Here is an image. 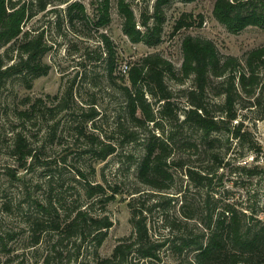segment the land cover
Wrapping results in <instances>:
<instances>
[{"label":"trees","instance_id":"16d2710c","mask_svg":"<svg viewBox=\"0 0 264 264\" xmlns=\"http://www.w3.org/2000/svg\"><path fill=\"white\" fill-rule=\"evenodd\" d=\"M65 1L0 0V94L14 75L22 77L26 87L30 88L33 79L48 73L50 65L43 61V55L51 44L45 30H24V26L37 11ZM168 1L157 0L154 12H143L138 20L128 0H117L118 11L123 18L122 30L131 42H142L148 46L161 42L165 21L162 6ZM110 7L111 0H99L97 27L109 22ZM66 13L71 24L77 18H87L84 4L78 1L68 4ZM213 15L230 32H239L250 25L264 29V0H215ZM191 24L182 16L177 19L174 31ZM19 36L22 38L14 48L16 54L4 55L1 49ZM99 44L103 48L95 60L107 61V76L111 83H116L117 78L125 80L118 84V91L123 98L127 118L118 117L112 134H105L94 122L100 114L94 99L87 103L89 106H80L81 121H91L93 129H97L86 133L80 122L76 124L78 137L84 140V153L96 160H105L115 153L118 146L138 143L141 139L139 129L143 128L151 135L143 143L144 155L136 163L139 181L166 191L174 181L176 172L173 169H182L189 185L197 188L193 193L197 197H191V204H186V196L185 200L181 199L185 204L178 214L162 212V224L167 233H156L151 226L152 211L163 203L156 200L147 205L141 200L145 192L136 189L128 200L132 233L120 239L112 254L102 258L99 264H264L263 216L254 208L250 211L236 208L230 201L219 204L218 189L212 187L214 179L222 176L220 169L229 162L225 158L229 149L225 140L230 138L242 147L248 143L246 147L254 153L251 163H238L233 169L244 172L247 178L264 175L260 145L247 142L251 134L248 123L264 118V44L250 49L241 59L231 54L221 55L209 38L187 34L182 40L180 74L170 60L159 52H150L129 65L126 78L114 75L116 50L105 32L100 33ZM88 59V53L84 54L81 62L84 69ZM87 72L86 69L83 73L84 81L88 77ZM76 78L77 75L61 96H54L56 102L49 108L51 113L72 108ZM167 78L180 84L190 81L189 86L179 90L186 104L180 105ZM38 101L31 104V110H35ZM153 128L159 134L152 131ZM187 129L197 131L198 139H189ZM203 146L211 162L208 166L179 154L189 148H194L198 154ZM12 154L21 167L26 166L28 158H33V163L38 159V154L32 153L26 138L20 133L16 134ZM76 171L77 175L85 178L83 170L77 167ZM10 174L18 177L14 172ZM82 185L86 199L99 200L104 205L119 192L117 183L104 186L100 182L83 180ZM157 197L166 198L167 202L177 199V196L167 193H159ZM46 205L49 208L41 207L55 211L56 205L52 200ZM76 210L74 215L68 213L69 218L64 225L56 217L48 224L46 220L37 218L29 225L34 232L40 233L49 229L60 233L63 230L87 234L100 244L113 220L108 214H92L90 207L82 209L78 206ZM39 238L40 234L34 236L33 241L36 243ZM3 239L0 232V245L4 244ZM162 248L171 250L170 258L163 259L160 255ZM185 250L189 253L183 254ZM42 264H51L50 257L45 258Z\"/></svg>","mask_w":264,"mask_h":264},{"label":"rangeland","instance_id":"374dc122","mask_svg":"<svg viewBox=\"0 0 264 264\" xmlns=\"http://www.w3.org/2000/svg\"><path fill=\"white\" fill-rule=\"evenodd\" d=\"M24 1V0H21ZM28 1V0H26ZM78 1L84 4L87 18H77L73 24L68 21L66 9L68 4ZM215 0H169L162 8L165 15L162 40L155 46L142 42L134 43L123 33L122 15L117 8V0H111L110 20L97 27L95 20L98 14L99 0H66L62 3L49 5L43 11L29 19L24 30H45L46 38L51 48L43 55V61L50 65L47 74L32 80L27 88L22 77L14 75L5 84L0 94V232L3 233V245H0V264H42L50 257L51 264H99L102 258L112 254L115 245L122 238L132 233L128 200L136 189L145 192L141 197L147 205L160 200L163 205L151 213V226L156 233H167L162 224V212L178 214L187 198L186 204H191V197L197 188L189 185L183 170H174L175 176L171 187L166 191L142 183L137 178V161L144 155V142L150 137V131L139 129L140 141L118 146L115 153L105 160H96L90 154L84 153L83 138L78 137L76 124L85 128L86 133L93 129L90 122L83 123L80 106L94 99L96 109L100 111L94 122L105 134H112L115 120L127 118L123 109V98L118 91V84L125 82L117 78L111 83L107 76V61H96L95 57L103 48L100 45V33L105 32L116 50L114 75L126 78L127 72L121 70V65L136 61L139 57L159 52L171 61L175 71L180 74L183 60L182 40L187 34L211 39L221 55H234L241 59L247 51L264 44V29L254 25L247 26L239 32H230L213 15ZM136 18L140 20L143 12L152 14L157 0H128ZM56 10H50L52 8ZM184 13L188 15H183ZM186 17L191 25L174 31L178 18ZM22 36L5 45L1 52L4 55H14V50ZM100 45L101 47H98ZM88 53L86 69L87 79L83 80L86 69L82 66V58ZM77 75L74 83L75 102L70 110L51 113L49 108L56 102L54 96L63 94L64 89ZM82 77V79H80ZM169 86L174 90L180 105L185 99L180 92L183 86H189L190 81L180 84L167 78ZM38 101L35 110L31 104ZM156 106V105H155ZM28 110L27 114H23ZM152 127V125H150ZM251 134L249 141L259 144L264 156V118L248 123ZM159 134L158 130L153 128ZM188 138L198 139V132L187 129ZM22 134L29 148L36 152L37 160L28 158L25 167L18 164L12 154L16 134ZM117 136V133H113ZM229 146L225 158L229 160L221 169L222 176L215 178L212 187L218 189L219 204L230 201L236 208L250 211L256 209L264 218V175L247 178L244 172L233 167L238 163L253 161L254 153L246 146L236 144L235 139L225 140ZM226 146V145H225ZM198 154L194 148L180 152L185 158L190 157L195 162L208 166L211 162L207 152ZM85 173V178L77 175L76 168ZM18 175L15 178L10 173ZM118 184L119 192L115 198L105 205L102 201L86 199L82 182ZM167 193L177 196V199L167 202L159 199L157 194ZM52 200L55 211L43 209L41 205ZM90 207L92 214H108L113 225L106 231V236L100 244H96L91 236L79 232L66 233L45 230L41 233L30 227L29 222L37 218L51 222L56 217L64 225L68 213L75 214L76 207ZM85 210V209H84ZM40 234L38 242L34 236ZM33 241V242H32ZM189 253L184 251L183 254ZM192 253V252H191ZM163 259L171 257V250L162 248Z\"/></svg>","mask_w":264,"mask_h":264},{"label":"built area","instance_id":"2783aa9c","mask_svg":"<svg viewBox=\"0 0 264 264\" xmlns=\"http://www.w3.org/2000/svg\"><path fill=\"white\" fill-rule=\"evenodd\" d=\"M128 69H129V65L128 64H123V65H121V70L123 71V72H127L128 71Z\"/></svg>","mask_w":264,"mask_h":264}]
</instances>
